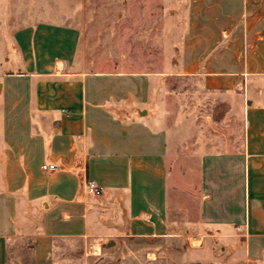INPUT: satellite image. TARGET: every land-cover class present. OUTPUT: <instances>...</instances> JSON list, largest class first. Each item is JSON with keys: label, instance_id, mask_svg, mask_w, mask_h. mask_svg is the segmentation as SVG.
<instances>
[{"label": "crops", "instance_id": "obj_1", "mask_svg": "<svg viewBox=\"0 0 264 264\" xmlns=\"http://www.w3.org/2000/svg\"><path fill=\"white\" fill-rule=\"evenodd\" d=\"M13 1L0 0V264H26L21 240L30 264H175L208 236L264 264V0H183L174 71L244 101L241 147L206 153L172 148L166 77L84 62L76 5L18 0L12 27Z\"/></svg>", "mask_w": 264, "mask_h": 264}, {"label": "rangeland", "instance_id": "obj_2", "mask_svg": "<svg viewBox=\"0 0 264 264\" xmlns=\"http://www.w3.org/2000/svg\"><path fill=\"white\" fill-rule=\"evenodd\" d=\"M183 2L67 0L64 4L76 5V8L75 15L68 11L65 19L76 20L81 27L80 51L85 50L87 65L90 63L98 70H112L122 64L125 69L166 77L174 150L198 153L236 150L241 147L243 138V99L227 93L213 94L193 82L194 78L180 76L174 71L186 27ZM26 3L42 6L47 2L32 0ZM21 4V1H13L12 27L26 19L27 12ZM163 90V87L157 89V96L163 97ZM192 163H197L195 158ZM25 242H13L12 258L17 261L26 256L25 263L30 264L31 254L24 255L22 249ZM74 244L77 248L82 246L78 241ZM242 260L241 248H233L232 243L212 236L205 238L203 247L179 248L175 252V264H200V261L201 264H242Z\"/></svg>", "mask_w": 264, "mask_h": 264}, {"label": "built area", "instance_id": "obj_3", "mask_svg": "<svg viewBox=\"0 0 264 264\" xmlns=\"http://www.w3.org/2000/svg\"><path fill=\"white\" fill-rule=\"evenodd\" d=\"M42 168L46 173H54V172L59 170V167L57 165L47 164V163L43 164ZM97 190H98V188L95 184L91 183L88 185V191L89 192L94 193Z\"/></svg>", "mask_w": 264, "mask_h": 264}]
</instances>
